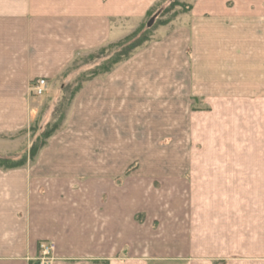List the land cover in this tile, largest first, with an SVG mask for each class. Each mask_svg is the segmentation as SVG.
<instances>
[{"label":"crops","instance_id":"0c3cea01","mask_svg":"<svg viewBox=\"0 0 264 264\" xmlns=\"http://www.w3.org/2000/svg\"><path fill=\"white\" fill-rule=\"evenodd\" d=\"M162 2L0 0V155L29 148L34 80L55 82L77 55L124 36L114 22L144 23ZM185 16L87 81L34 160L0 166V264H37L43 241L53 264L209 263L216 238L193 227V179L223 160L190 157L191 105L264 102V0H191Z\"/></svg>","mask_w":264,"mask_h":264},{"label":"rangeland","instance_id":"374dc122","mask_svg":"<svg viewBox=\"0 0 264 264\" xmlns=\"http://www.w3.org/2000/svg\"><path fill=\"white\" fill-rule=\"evenodd\" d=\"M160 5L151 15L158 12L150 27L147 26L150 17L142 24L130 20L114 22L113 27L123 29L124 36L95 52L77 55L55 82L48 80L43 94H35L34 80L31 91L37 98L35 103L39 109L27 133L21 137L28 139L30 136L31 141L44 140L45 132L52 125L57 124L61 129L77 87L83 86L93 77L90 73L93 69H103L110 58L125 50L122 44L140 27L146 25L149 29L146 37L142 38L146 41L132 53L162 37L172 27L187 23L185 14L189 12L191 0H163ZM191 107L193 134L190 157L196 164H200L199 160H223L219 166H208L207 182H203L205 178L201 180L205 175L193 179V227L197 236L199 226L202 229L207 227V232H213L214 229L216 238V245L205 246L208 264H233V261L236 264H248L253 256L259 260L264 254V102L254 103L241 98L239 102L221 103L215 99L195 98ZM38 135L40 137L36 138ZM170 140L163 139L162 143L166 144ZM25 148L20 155L27 150ZM197 169L200 171L205 168L202 166ZM248 169L253 172H248ZM202 184L208 185L207 189H210L205 198L212 206L207 211L203 204ZM194 244V254L199 255L201 244L196 239ZM206 253L202 251L200 255ZM193 264L200 263L196 261Z\"/></svg>","mask_w":264,"mask_h":264},{"label":"trees","instance_id":"16d2710c","mask_svg":"<svg viewBox=\"0 0 264 264\" xmlns=\"http://www.w3.org/2000/svg\"><path fill=\"white\" fill-rule=\"evenodd\" d=\"M156 10V9H155ZM153 10L152 12L149 13V17H151V15L154 13ZM145 23V22H144ZM149 30L146 25L140 27L132 37L128 38L125 40V43L122 44V47H126L125 50H123L121 53H119V55H115L112 58H110L108 60V65L105 64V66L100 67V68H95L93 69L90 73H91V77L89 80L103 76V75H107L110 72H112L113 69H115V67L123 62L124 60H126L127 58H129L133 53L132 50H134L137 47H140L143 45L144 41H146V39H142L143 37H146V31ZM127 43V44H126ZM128 48V49H127ZM128 50V51H127ZM132 53V54H131ZM102 65V64H100ZM104 65V64H103ZM102 69V70H100ZM82 86H78L75 94L81 89ZM60 127L57 124H54L50 127V129L48 131L45 132V138L44 140H32L30 142L29 148L28 150H26L22 155L20 154H15L12 156H1L0 155V166L4 167V168H13V167H18L23 165L27 159H31L34 160L35 157L37 156V154L39 153V151L47 144V139H49L55 132L59 131ZM40 135V134H39ZM37 136L36 138L40 137Z\"/></svg>","mask_w":264,"mask_h":264},{"label":"built area","instance_id":"2783aa9c","mask_svg":"<svg viewBox=\"0 0 264 264\" xmlns=\"http://www.w3.org/2000/svg\"><path fill=\"white\" fill-rule=\"evenodd\" d=\"M35 94H43L48 86V79L46 77L37 78L34 83ZM54 244L52 242L43 241L39 245V256L37 264H53Z\"/></svg>","mask_w":264,"mask_h":264},{"label":"water","instance_id":"95a60500","mask_svg":"<svg viewBox=\"0 0 264 264\" xmlns=\"http://www.w3.org/2000/svg\"><path fill=\"white\" fill-rule=\"evenodd\" d=\"M157 14H158V12L155 13L153 16L150 17V19H149L148 22H147V26H148V27H150V26L153 24V22H154V20H155V17L157 16Z\"/></svg>","mask_w":264,"mask_h":264}]
</instances>
